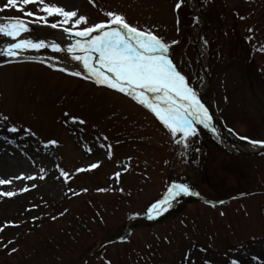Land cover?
I'll use <instances>...</instances> for the list:
<instances>
[{
  "label": "rangeland",
  "instance_id": "1",
  "mask_svg": "<svg viewBox=\"0 0 264 264\" xmlns=\"http://www.w3.org/2000/svg\"><path fill=\"white\" fill-rule=\"evenodd\" d=\"M45 2L89 25L111 11L153 30L172 45L173 62L229 141L197 125L185 149L131 98L16 62L26 53L73 62L67 49L75 41L51 24L87 25L62 24L36 5L24 7L46 22L0 12V23L21 18L30 29L15 41L0 35V50L19 39L49 45L0 54V179L12 180L0 192L16 193L0 196V264H264V152L248 154L264 150L248 142L264 141V0H183L179 10L180 0ZM58 41L61 52L51 48ZM92 164L100 166L79 171ZM174 184L200 195H181L150 218Z\"/></svg>",
  "mask_w": 264,
  "mask_h": 264
},
{
  "label": "snow or ice",
  "instance_id": "2",
  "mask_svg": "<svg viewBox=\"0 0 264 264\" xmlns=\"http://www.w3.org/2000/svg\"><path fill=\"white\" fill-rule=\"evenodd\" d=\"M28 5H36L38 11L45 13L48 17H62V24H73L77 29L80 25H87L76 31H70L67 27L63 28L64 32L76 38L74 45L67 51L72 54V60L82 65L83 72L68 71L64 67L57 70L66 72L70 76L91 80L98 86L131 98L151 112L175 143L182 145L185 149L190 147V140L198 136L197 125L216 131L209 109L201 102L197 92L189 86L186 76L173 62L172 45L153 30L134 26L124 15L111 11L105 13L106 21L89 25L87 17L78 15L77 11L50 5L45 0H7L5 8H0V12L16 9L26 17L46 22L45 16H38L31 10L26 11L24 6ZM182 5L183 0H180L176 4V10H179ZM58 26L55 23L51 24L52 28ZM29 31L28 24L21 18H9L7 23H0V35L14 41ZM47 47L49 45L43 41L37 43L31 39H19V42L8 44L6 48L0 50V54L15 58L26 50L38 51ZM51 48L55 52L62 51L60 45L55 43L51 45ZM4 119L7 120L8 117L5 116ZM73 122L86 123L84 120L76 121L75 118ZM10 131L15 133L18 129L12 127ZM28 131L31 134V130ZM241 139H247V137H241ZM248 142L264 147V141L249 140ZM51 144H56V141H51ZM99 166V164H92L90 168H81L79 171L85 172ZM63 175L65 179L68 178L66 173ZM119 175L117 173V179ZM24 178L18 177V179ZM27 179L35 180L36 177L29 176ZM11 183V179H0V185ZM23 190L28 191L27 188ZM15 195L14 191L0 192V196ZM181 195L199 196L200 194L191 190L186 184H174L164 199L152 205L150 218L153 214L159 216L166 212L172 201ZM205 264L208 262L205 261ZM231 264H240V262L233 259Z\"/></svg>",
  "mask_w": 264,
  "mask_h": 264
},
{
  "label": "bare ground",
  "instance_id": "3",
  "mask_svg": "<svg viewBox=\"0 0 264 264\" xmlns=\"http://www.w3.org/2000/svg\"><path fill=\"white\" fill-rule=\"evenodd\" d=\"M63 39H67L70 42H74L76 40L75 37L71 36L69 33H66V32L63 33ZM58 43L60 46H62L61 42H58ZM35 60L43 62L46 65L53 67L55 69H59L61 67H64V68L68 69V71L76 70V71H82L83 72L82 65L78 64L76 61L69 62V63L62 62V61H52V60H48L47 58L41 57L40 55H33V54H29V53L22 55L21 58H19V60H16V62L35 61ZM214 120H215V122H214L213 126L215 127L216 131L221 135L222 134L221 129H220L219 125L217 124L215 118H214ZM224 139H225V137H224Z\"/></svg>",
  "mask_w": 264,
  "mask_h": 264
},
{
  "label": "water",
  "instance_id": "4",
  "mask_svg": "<svg viewBox=\"0 0 264 264\" xmlns=\"http://www.w3.org/2000/svg\"><path fill=\"white\" fill-rule=\"evenodd\" d=\"M198 42H199V39H198ZM215 133H217V132L215 131ZM220 140H222V141L225 140L226 141V139H223L222 137H220ZM261 152H264V150L262 149V150H259V151H252V152H248V154H258V153H261Z\"/></svg>",
  "mask_w": 264,
  "mask_h": 264
},
{
  "label": "trees",
  "instance_id": "5",
  "mask_svg": "<svg viewBox=\"0 0 264 264\" xmlns=\"http://www.w3.org/2000/svg\"><path fill=\"white\" fill-rule=\"evenodd\" d=\"M32 208H39V207H37V206H31ZM26 214L28 215V213L26 212ZM10 225V224H9Z\"/></svg>",
  "mask_w": 264,
  "mask_h": 264
}]
</instances>
